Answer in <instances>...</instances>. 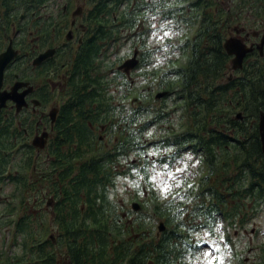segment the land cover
<instances>
[{"label":"trees","instance_id":"trees-1","mask_svg":"<svg viewBox=\"0 0 264 264\" xmlns=\"http://www.w3.org/2000/svg\"><path fill=\"white\" fill-rule=\"evenodd\" d=\"M224 1L102 0L100 3L104 7L100 12L105 13L111 7L114 19L111 26L104 23L93 27L95 38L85 41L76 53L71 62L73 75L70 78L72 97L77 98L82 106L77 112L84 115L96 112L97 118L72 119L75 124H112L113 118L109 116H115L118 108L113 107L112 96L108 94L113 81L124 75L116 71V78L110 79L114 65L107 62L108 53L121 32L133 35L138 32L137 41L142 42L144 32H148L147 27L152 24L149 21L147 27L141 25L142 14L146 13L147 20L152 14L159 15L162 20H169L178 28L183 27L185 33L192 32V36L178 44L184 53L181 65L173 66L179 61L176 59L170 62L172 66L154 73L158 75L154 83L156 88L167 91L168 96L157 100L153 94V83L145 95L129 90L135 103L130 105L129 133L126 138L123 129L119 132L120 140L114 145L112 154L108 152L104 156L90 158L89 154H83L92 152L93 148L85 150L79 144L78 152L67 154L77 159L89 158V161L76 167L72 186L64 190L61 214L65 216L59 215L56 222L66 228L60 233L59 241L74 244L70 247L72 250L81 249V257L91 264H186L184 260L190 251L194 254L199 248L190 238V230L211 228L216 217H224L228 227L235 228L239 225L237 211L243 212L241 223L244 225L250 215L252 218L256 216L259 204L264 203V153L259 134V118L264 111V57L257 51L248 55L243 69L230 77L232 58L224 48L232 27L244 22L246 12H253L257 18L251 27L264 29V0ZM142 27L146 31H141ZM150 53V50L142 53L137 68L148 65ZM146 74L147 83H151L155 75L150 79L149 73ZM127 83L122 84L125 86ZM129 93L124 97L128 98ZM169 97L174 99L171 112L162 104ZM155 103L161 104L159 109L150 110ZM86 105L91 108H85ZM93 105L97 107L96 111ZM134 105H137L136 109H133ZM172 112L178 117L177 132L151 146L161 151L174 150L157 160L170 164L187 152L197 154L207 168L203 179L206 184L200 190L201 201L187 218L183 217L187 209L180 207L183 203L176 206L173 199L160 202L153 192L152 215L164 219L168 226L158 236L153 229H148L156 223L152 225L142 220L140 214L129 220L119 212L111 190V186H115L113 178L119 173L113 168H116L115 161L120 155L145 150L141 135L154 124L165 122ZM239 113L242 120L237 118ZM123 118L121 122H124ZM142 120L145 125L137 129ZM87 129L83 126L78 134L84 141L90 140ZM144 161L147 163L142 166L145 174L142 177L148 183L147 168L150 164L146 158ZM65 173V179L71 177L69 170ZM31 227L32 222L27 216L20 217L13 235V242H18L26 252L27 243L33 237L36 242L46 241L36 239L38 231ZM79 243L80 247H75ZM38 250L35 260L41 261L45 254L42 249ZM17 260L18 264H27V253Z\"/></svg>","mask_w":264,"mask_h":264},{"label":"flooded vegetation","instance_id":"flooded-vegetation-1","mask_svg":"<svg viewBox=\"0 0 264 264\" xmlns=\"http://www.w3.org/2000/svg\"><path fill=\"white\" fill-rule=\"evenodd\" d=\"M78 1L0 0V58L5 54L14 55L4 70L0 85V228L14 233L18 222L15 223L14 219L18 213V201L12 193L4 197L8 192L4 189L11 187L18 192L24 187L30 209L27 215L20 216H27L32 222L38 216L48 215L49 228L44 226V229L53 231L54 235L46 241L27 243V264H91L81 257V249L70 248L74 244L56 240L65 232L66 226L54 218L65 216L61 214L64 190L72 186L76 177L73 171L82 164L80 158L67 154L78 152V144L91 150L95 126L105 132L109 123L71 122L82 117L96 119L97 113L84 115L77 112L82 106L77 98L72 97L74 93L67 91L73 75V70L68 71L67 67L70 57L71 66L84 42L95 38L93 27L112 24L114 12L111 7L105 13L100 12L104 8L100 6L102 0H90L93 7L84 17L89 26L86 29L84 23L87 22L81 19L78 23L76 20L82 18V12L72 9ZM249 40L246 42L252 45ZM47 53L49 57L37 62ZM85 108L91 107L86 105ZM92 108L97 109L95 105ZM109 117L113 118V115ZM129 124V120L124 119L123 128H118L117 132L123 129L127 138ZM83 126L88 128V141L78 136ZM102 140L103 136H100L97 141ZM113 152L114 148L111 154ZM68 170L71 177L65 179ZM35 174L38 176L33 179ZM255 213L257 215V211ZM242 214L237 211L239 217H243ZM254 218L247 219V224ZM242 221L241 218L238 223ZM32 226L38 231L33 222ZM41 233L38 231V235ZM11 245L19 248L17 242L12 241ZM75 247H80V243ZM38 248L45 254L41 261L35 260ZM8 254H11L10 248L0 254V264H18L17 257H10L14 253Z\"/></svg>","mask_w":264,"mask_h":264},{"label":"rangeland","instance_id":"rangeland-1","mask_svg":"<svg viewBox=\"0 0 264 264\" xmlns=\"http://www.w3.org/2000/svg\"><path fill=\"white\" fill-rule=\"evenodd\" d=\"M225 2L226 1H224V3ZM245 6L249 9V5L246 4ZM92 7L93 5L90 3V0H79L76 5L72 6L74 11L80 10V12H82V18L76 19L78 23L81 19L84 20V22H87L84 17L88 11L90 12ZM253 15V12H246L244 22L241 24L236 23L228 34L227 39L238 37L235 30L243 29L244 33H250L248 34L254 45L259 44L260 37L253 38L252 34L260 32V35H263L264 29L260 28L255 30L254 25L251 27L253 21L255 22L257 20L255 15ZM141 17V25L143 26L149 21L152 22V24L150 23L151 25L148 26L149 28L147 27L149 24L146 25L148 32H144L146 31L145 27H142L143 29L141 28V31L145 33L143 34L142 42L137 41L138 35H136V33L138 32H135L134 35L127 31L121 32L117 36V43L112 46L108 53L109 59H107V62H110V65L112 66L114 65L112 74H110V79L112 78L114 80L116 78V71H119L118 67L124 64L127 60L132 59L135 52H137V58L139 61L138 65L141 63L142 53L146 50L152 51V53H150L152 56L149 59L148 65L140 68H137V66L129 75L119 71L124 76L120 75L116 79L117 81H113L110 94H108L109 96H112L111 102L113 101L112 103L115 109L118 108V113L115 115L116 117L113 116V122L108 125L109 128H106L105 132H102L98 126H95V138L90 145V147L93 148L92 152L83 154H89L90 158L96 156L101 157L102 155H106L105 153L112 152L114 145L120 140L121 135L117 132V129L120 127L123 128L122 124L124 123L120 120L125 115L126 117H124L123 120L126 118L128 120L130 119L128 116L130 115V109H132L130 105L135 104L132 101L134 95L133 93L130 95L129 90H134V93L136 94L142 92L143 95H145L147 90H150L149 86H152L153 83V94L154 96L157 95L159 89L156 88L154 83L158 75L156 76L154 73L156 70H165L172 66L170 65V62L176 59L179 61L175 62L173 66L181 65L184 53L179 50L178 44L192 36V32L189 31L185 33L186 31L182 29L183 27L178 28L171 21L162 20L159 15L152 14V16H149L150 20H147L148 16H146V13L142 14ZM258 20L261 19L258 18ZM84 24H86L85 27L87 29V27H89L87 25L88 22ZM244 33L241 34L242 37H244ZM70 61L71 57L69 63ZM69 63L67 69L68 71H71ZM236 71L231 67L230 77H233ZM147 72L150 75V79L151 75H155L151 83H147V78L145 79L148 75L146 74ZM123 82H128V85L126 84L123 86ZM67 91H72L71 87H67ZM162 92L167 91L162 90L161 93ZM127 93H129L128 98L124 97ZM57 96L61 97L59 94ZM173 100V98L170 99L169 97L166 101H162V104L164 103L163 105H166L168 112H171L174 109ZM160 105L161 104L155 103L151 106L150 110H158V106ZM136 108L137 105H134L133 109ZM177 119V114L172 112L165 122L157 123L152 127H149L145 133L141 135V143L146 144V149L140 151V153L134 151L131 153L129 152L127 155H120L115 161L116 168H113L114 166L112 167L119 173L113 178L115 186H111L113 201L117 203L119 212L122 213L124 218L129 217V220L132 216L134 217L137 214H140L142 220L152 223V225L156 223L154 226L148 227V229L151 228L155 231V235H159L158 227L160 223H164L166 230L168 226L164 219H157L152 215L154 205V197L152 196L153 192L160 199V202L173 199L176 206H180V203H183L180 207L187 209V213L183 215L184 218H187L191 212L195 211L198 202L201 201L200 190L202 186L206 184V181L203 179L207 175V168L203 165L202 158L197 154L193 153V155L192 153L187 152L178 159L170 161V164H164L157 160L164 157V155L168 156L170 152L173 153L172 151L174 149L170 148L161 151L157 150L156 146L153 148L151 145L160 139L169 137L173 134L175 135L177 132L176 130H178L176 128L178 123ZM143 125H145V121L142 120L136 128L138 129ZM112 131L115 132L112 133ZM100 136H103V140L97 141ZM145 158L147 159L148 164H150L147 168L149 184L146 182L147 180H144L142 177L144 174L142 172L143 165L147 163L144 161ZM155 159L156 161H154ZM79 161L80 163H85L89 161V158L79 159ZM140 167L142 168L140 169ZM37 176L38 175L35 174L32 178L35 179ZM4 190H8L7 194L4 193V197L10 196L12 193L14 199L16 198L18 201V213L16 217H14L16 223L21 216L28 214V210L30 209L28 197L26 196L25 189L24 192L21 188L18 189V192L13 191L11 187H6ZM134 203H139L141 205V209L138 212L133 211L132 205ZM241 218L244 219V217H237V219H239L237 222H240ZM189 220L191 221L190 218ZM47 221L48 215L45 214L44 216H38L37 220H32L33 224H35V228L38 231H42L40 235L35 236L36 239L46 240L53 235V231L51 233L49 229H44V226L49 228ZM193 224L197 225L198 223L193 222ZM33 227L34 226L31 228L33 229ZM13 235L14 233H12V231L10 233V229L0 228V254L4 252V250L10 248L11 254L8 255L10 256L14 253L10 257H17L18 259L27 252L23 246L14 248V245H11ZM189 235L190 238L197 243L196 245L199 248L197 251H194V254L190 251L184 260V263L186 264H264V203L259 204L257 215L250 221V224L246 223L243 225L239 223L235 228H229L223 217H216L211 228H199L197 231L190 230ZM33 240L34 237L29 241ZM56 240L59 241V237H57ZM14 243H16V241H14Z\"/></svg>","mask_w":264,"mask_h":264},{"label":"water","instance_id":"water-1","mask_svg":"<svg viewBox=\"0 0 264 264\" xmlns=\"http://www.w3.org/2000/svg\"><path fill=\"white\" fill-rule=\"evenodd\" d=\"M235 31L238 36H240L241 33L243 32V30H237V29ZM249 36H250L249 34L246 35L247 38ZM252 36L255 38L261 37L260 43L256 45L248 46V44L244 40H242L240 37H232L225 41L224 48H225L226 53L230 57H232V67L235 71L242 70L246 57L249 54L255 52L256 50L260 53L262 57L264 56V34L261 36L260 33H253ZM13 57H14L13 54L12 55L5 54L0 58V85L2 84L4 70L6 69L8 64L11 62ZM47 57H49L48 53L40 57L37 60V62L42 61L46 59ZM138 64H139V61L137 58V52H135L133 58L127 60L124 64L119 66L118 69L122 71L123 73H125L126 75H129L131 71H133L138 66ZM263 82H264V76H263ZM167 95H168L167 92H162V93H159L156 97L160 99V98H164ZM237 118L242 119V114L239 113L237 115ZM259 134H260V139L262 143V150L264 153V111L260 114ZM132 208L135 212H138L141 209V206L138 203H134L132 205ZM158 230L160 233L166 230L164 223L159 224Z\"/></svg>","mask_w":264,"mask_h":264},{"label":"bare ground","instance_id":"bare-ground-1","mask_svg":"<svg viewBox=\"0 0 264 264\" xmlns=\"http://www.w3.org/2000/svg\"><path fill=\"white\" fill-rule=\"evenodd\" d=\"M249 33V32H248ZM260 33V32H259ZM250 34V33H249ZM249 41H251V39L249 40Z\"/></svg>","mask_w":264,"mask_h":264}]
</instances>
